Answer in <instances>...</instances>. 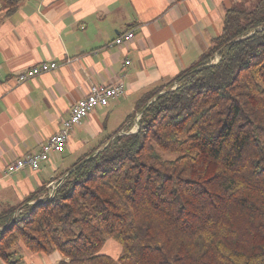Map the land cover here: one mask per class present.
I'll use <instances>...</instances> for the list:
<instances>
[{
    "label": "trees",
    "instance_id": "obj_1",
    "mask_svg": "<svg viewBox=\"0 0 264 264\" xmlns=\"http://www.w3.org/2000/svg\"><path fill=\"white\" fill-rule=\"evenodd\" d=\"M60 181L0 213L2 262L21 264V244L58 264H264V0L227 9L198 59Z\"/></svg>",
    "mask_w": 264,
    "mask_h": 264
},
{
    "label": "crops",
    "instance_id": "obj_2",
    "mask_svg": "<svg viewBox=\"0 0 264 264\" xmlns=\"http://www.w3.org/2000/svg\"><path fill=\"white\" fill-rule=\"evenodd\" d=\"M239 0H18L0 12V213L67 174L73 163L121 125L147 90L194 63ZM128 30L119 45L109 41ZM128 60V63L125 61ZM41 62L57 68L24 82L16 74ZM122 81L125 93L94 108L72 130L61 153L39 168L8 172L59 128L92 84ZM21 264H58L59 252L18 245ZM0 264H5L0 260Z\"/></svg>",
    "mask_w": 264,
    "mask_h": 264
},
{
    "label": "built area",
    "instance_id": "obj_3",
    "mask_svg": "<svg viewBox=\"0 0 264 264\" xmlns=\"http://www.w3.org/2000/svg\"><path fill=\"white\" fill-rule=\"evenodd\" d=\"M133 36L134 32L132 30H128L115 36L114 39L109 41L108 46L122 44L123 42L130 40ZM217 59L218 56L215 55L214 60ZM125 63H128V60H126ZM57 66L58 64L56 62H41L32 65L19 71L14 77V81L17 83L24 82L43 72L54 70ZM124 93L125 85L120 80L111 84H92L89 86L86 94L71 105L68 115L61 120L58 130L44 144H42L37 151L27 153L23 157H19L14 160L8 166V172H12L26 166L36 170L39 168L40 164L48 158L50 153L63 152L66 142L76 125L81 123V121L87 117L94 108L107 105L110 100H117L123 96ZM138 118L139 114L136 115V119ZM60 180L61 178L57 181L50 182L47 187V191L44 195L40 196L39 199L44 196L50 198L54 193L56 185L61 182Z\"/></svg>",
    "mask_w": 264,
    "mask_h": 264
},
{
    "label": "rangeland",
    "instance_id": "obj_4",
    "mask_svg": "<svg viewBox=\"0 0 264 264\" xmlns=\"http://www.w3.org/2000/svg\"><path fill=\"white\" fill-rule=\"evenodd\" d=\"M120 251H121V246L112 238H107L105 244L101 248V252L109 254L113 258H117L120 254Z\"/></svg>",
    "mask_w": 264,
    "mask_h": 264
}]
</instances>
